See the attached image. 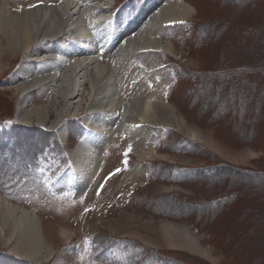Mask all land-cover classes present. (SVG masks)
Returning <instances> with one entry per match:
<instances>
[{"label": "rangeland", "instance_id": "1", "mask_svg": "<svg viewBox=\"0 0 264 264\" xmlns=\"http://www.w3.org/2000/svg\"><path fill=\"white\" fill-rule=\"evenodd\" d=\"M63 1L0 0V8L16 15L23 5L36 3L50 16V7ZM145 1H97L100 11L94 15L106 21L96 30L105 29L110 36L113 19L110 37L120 42ZM184 2L193 11L161 32L173 51L159 52L162 72L156 78L166 80L164 100L200 137L166 129L153 144L157 156L141 161L127 135L116 131L103 151L100 180L89 193L77 195L62 178L72 166L71 151L87 135L84 118L90 101L78 109L79 115L74 110L66 115V139L59 129L36 120L18 121L21 94L15 86L22 80L16 73L21 64L42 78L48 71L58 72L60 81L56 78L48 90L56 109L41 91L31 95L34 104L49 105L51 121L61 112L56 85L69 78L70 64L61 53L69 41L39 44L34 49L40 50L27 58L6 55L0 61V193L40 217L55 249L40 264H264V0ZM148 12L134 28L145 23ZM94 15L85 14L88 23ZM134 28L128 33L134 34ZM96 36L99 56L107 62L113 52L110 37ZM74 41L80 53L84 44ZM54 46L47 66L32 60ZM135 63L140 69L151 67L147 61ZM58 65L62 67L53 70ZM138 163L140 171L134 174ZM62 225L69 239L60 237ZM3 243L0 264H37Z\"/></svg>", "mask_w": 264, "mask_h": 264}, {"label": "bare ground", "instance_id": "2", "mask_svg": "<svg viewBox=\"0 0 264 264\" xmlns=\"http://www.w3.org/2000/svg\"><path fill=\"white\" fill-rule=\"evenodd\" d=\"M97 1L99 0H66L60 5L54 4L50 7V16H44L43 7L36 3L28 7L23 5L16 15L10 13L8 7L0 8V48H4L0 61L6 55L22 54L27 58L30 53L40 50L34 49L39 44L46 45L64 38L69 41L64 50H61L62 57L70 64L67 69L69 78L66 82L56 85V94L60 96L58 98L62 108L55 120H50L49 105L34 104L31 94L35 90L41 91L47 101L49 100L50 106L56 109L57 103L48 90L59 80L56 77L58 72L48 71L42 78V75L34 73L32 69H26V65L21 64L16 73L22 80L16 84L15 90L21 94L19 122L32 123L36 120L47 129H59L65 139L66 115L71 110H74V115H79L78 109L90 101L84 118L87 135L71 151L73 163L62 178L68 190L75 186L77 195L89 193L92 185L100 180L103 151L111 140H115L117 132L127 135L128 142H132L131 148L141 161L147 156L156 155L153 144L157 135L166 129L192 138L200 137L183 117H179L176 108L164 100L163 88L166 80L159 82L156 78L157 75L161 76L162 72L157 62L159 52L173 51V44L165 42L161 32H164L167 26L174 27L189 17L193 11L190 4L185 3V0H169L160 6L157 2L161 0H146L138 15L122 33L125 35L120 38V42L116 41L117 37L111 39V35L109 46L113 45L112 56L107 62H103L98 53L99 40L96 41V35L101 37L103 34V38L109 35L108 32H103L105 29L96 30L106 21L105 18L99 19L94 15L100 11ZM87 4L90 6L85 9ZM61 11L66 18L61 16ZM146 12L148 13L143 20L145 23L139 29L134 28ZM152 12L155 13L150 15ZM85 14L95 16L91 18V24ZM132 27L135 33L131 35L128 31ZM94 31L95 36L92 34ZM73 40L84 44L83 49H79L80 53H77ZM46 48L43 50L46 55L36 54L38 58L31 57L32 60L43 61V65L47 66L52 56L49 52L56 51L57 47L54 46L50 50ZM136 59L140 62L147 61L149 64L154 60L151 67L144 70L136 65ZM59 67L62 66L58 65L53 70L57 71ZM146 77L153 81L152 86L147 83ZM88 82L91 90L86 92ZM125 93H128L127 97H124ZM74 96L78 98L75 100ZM136 166L134 174L140 171L139 163ZM130 175L132 174H128ZM58 232L61 238L69 239L70 232L66 226L62 225ZM45 233L42 221L35 211L11 203L0 193V241H3L11 252L30 258L37 264L42 263L44 258L50 260L55 249L53 243L48 240L49 235L46 236Z\"/></svg>", "mask_w": 264, "mask_h": 264}, {"label": "snow or ice", "instance_id": "3", "mask_svg": "<svg viewBox=\"0 0 264 264\" xmlns=\"http://www.w3.org/2000/svg\"><path fill=\"white\" fill-rule=\"evenodd\" d=\"M129 151H130V149H129ZM127 155V154H126ZM125 163H126V161H125ZM119 171V170H118ZM46 183H47V181H46ZM65 195H67V193H65ZM89 243V247H91V243L92 242H88Z\"/></svg>", "mask_w": 264, "mask_h": 264}, {"label": "trees", "instance_id": "4", "mask_svg": "<svg viewBox=\"0 0 264 264\" xmlns=\"http://www.w3.org/2000/svg\"><path fill=\"white\" fill-rule=\"evenodd\" d=\"M231 105V104H230Z\"/></svg>", "mask_w": 264, "mask_h": 264}]
</instances>
